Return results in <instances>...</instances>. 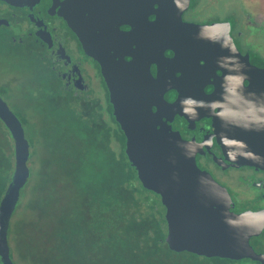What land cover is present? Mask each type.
Masks as SVG:
<instances>
[{
    "label": "flooded vegetation",
    "instance_id": "af4514ba",
    "mask_svg": "<svg viewBox=\"0 0 264 264\" xmlns=\"http://www.w3.org/2000/svg\"><path fill=\"white\" fill-rule=\"evenodd\" d=\"M196 1L0 0V30L34 52L58 96L90 104L110 120L120 139L124 137L125 152L130 141L135 157H145L153 146L177 142L180 134L195 146L197 164L228 188L236 211L253 209L243 204L245 191L235 187L237 181L258 190L247 200L261 209L264 171L229 160L219 143L224 142L226 151L238 147L233 134L240 112L235 120L232 113L218 120L217 129L213 118L204 114L233 110L235 100L238 106L245 104L249 80L239 66L234 69L228 36L243 55L264 60V54L241 45L228 19L190 18ZM212 23L223 27L213 33L194 29ZM251 23L260 26L253 19ZM249 39L257 43L251 35ZM216 88L219 95L209 97ZM114 141L121 145L118 137ZM263 236L264 230L251 239L258 252H264Z\"/></svg>",
    "mask_w": 264,
    "mask_h": 264
},
{
    "label": "trees",
    "instance_id": "16d2710c",
    "mask_svg": "<svg viewBox=\"0 0 264 264\" xmlns=\"http://www.w3.org/2000/svg\"><path fill=\"white\" fill-rule=\"evenodd\" d=\"M4 89V86L0 87L2 92ZM68 112L61 109L56 121L44 133L43 143H46L47 151L42 168L39 167L37 151L32 150L35 142L29 140L32 175L22 189L20 202L27 203L31 199L37 210L48 212L51 191L56 189L62 193L58 209L61 210L63 235L59 233L57 246L67 249L70 257L77 248L84 253L103 247L104 251L99 255L103 260L96 264L247 262L171 250L165 240V207L160 195L146 189L139 180L124 150V137L120 139L112 123L101 118L90 104L76 105L70 117ZM21 120L25 125V120ZM117 137L121 145L114 148L112 140ZM14 170V140L0 119V202ZM37 176L40 181L36 180ZM35 192L42 195L29 198ZM11 233L12 226L10 236ZM88 233V237L84 235ZM13 252L12 247V257ZM87 262L93 264L90 260Z\"/></svg>",
    "mask_w": 264,
    "mask_h": 264
},
{
    "label": "water",
    "instance_id": "95a60500",
    "mask_svg": "<svg viewBox=\"0 0 264 264\" xmlns=\"http://www.w3.org/2000/svg\"><path fill=\"white\" fill-rule=\"evenodd\" d=\"M13 4L21 3L14 1ZM222 27L221 23L197 24L194 29L213 33ZM228 37L234 69L239 66L249 80V85L245 86V104L238 106L235 100L233 110L225 107L216 113L209 110L204 115L213 118L217 129L218 120H226L229 113L235 120L240 112V122L234 126L233 134L238 147L226 151L224 142L219 140V143L229 160L264 171V60L249 53L243 55L232 37ZM240 86L244 87L243 80ZM217 95L218 88L208 96ZM174 106L179 108V104ZM198 110L204 113L201 107ZM0 119L11 132L15 148V170L0 202V264H17L12 257L9 235L22 189L32 175L29 166L32 152L22 120L2 96ZM178 138L177 142L171 141L166 146H153L148 156L141 158L135 157L137 153L132 150L130 141L126 150L142 185L160 195L168 230L165 240L170 249L233 260L249 258L264 264V252L256 251L251 243L252 237L264 230V208L236 211L228 188L197 164V150L192 142L180 134Z\"/></svg>",
    "mask_w": 264,
    "mask_h": 264
},
{
    "label": "rangeland",
    "instance_id": "374dc122",
    "mask_svg": "<svg viewBox=\"0 0 264 264\" xmlns=\"http://www.w3.org/2000/svg\"><path fill=\"white\" fill-rule=\"evenodd\" d=\"M189 17H194L198 21L228 19L232 27L236 28L237 40L241 45L264 54V0H197L196 10ZM252 19L261 27L254 28ZM249 35L256 38L257 43H253ZM32 52L25 45L15 44L6 32L0 30V87H5L3 92L0 90V96L8 102L20 119L25 120L27 138L35 142L32 150L37 151L39 167L42 168L45 164L43 157L47 151L46 143H43L45 131L61 109L69 110L70 117L74 107L80 104L67 101L56 94V89L49 83V71L42 67L38 57ZM112 146L119 147L113 140ZM231 173L238 174L234 171ZM36 180L40 181V178L37 176ZM235 187L245 191L242 195L243 204L255 209L252 207V200L247 199L257 194L258 190L244 181H237ZM36 195L41 196L42 193H32L29 198ZM61 195L62 193L56 192V189L51 191L52 199L48 212L37 210L31 204V199L27 203L20 202L12 218V233L9 235V242L11 240L10 245H13L11 246L14 250L13 259L17 264H80L87 260L96 264L103 260L99 256L104 251L103 247L95 248L93 251L84 248L86 250L84 253H81L82 249L77 248L71 252L70 257L67 249L57 246L60 241L59 233L63 235L61 210L58 209ZM84 235L88 237L89 233ZM87 243H90L89 238ZM261 246L264 248V236Z\"/></svg>",
    "mask_w": 264,
    "mask_h": 264
}]
</instances>
